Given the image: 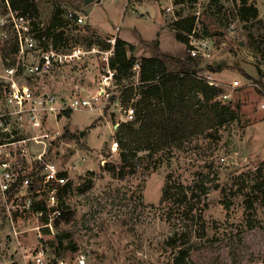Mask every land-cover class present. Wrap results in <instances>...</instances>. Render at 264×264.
Masks as SVG:
<instances>
[{
    "label": "rangeland",
    "instance_id": "374dc122",
    "mask_svg": "<svg viewBox=\"0 0 264 264\" xmlns=\"http://www.w3.org/2000/svg\"><path fill=\"white\" fill-rule=\"evenodd\" d=\"M32 1L35 8L27 16L36 37L42 34L56 43V34H60L63 51L81 47L83 53L76 61L56 65L37 78L28 76L22 67L17 80L42 92L64 96L65 105L75 97L97 95L103 75L98 45L112 44L120 28L131 41L138 39L136 29L128 25L129 15L134 16L140 31L149 23L163 26L162 16L124 10L123 0H96L84 9L82 2L75 4L74 0ZM139 1L161 4L170 24L180 16L201 11L198 33L215 46L212 59L191 58L188 45L165 26L163 46L166 53L184 60L183 65L168 60L169 72L186 70L203 75L204 70L210 71L208 66L219 70L213 72L214 77L226 86L223 92L227 97L219 96L209 106L220 114V120L204 134L175 146L156 147L152 153L139 151L134 159L135 171L124 168L122 173H114L100 162L104 156L108 163L119 164V151L109 152L120 129L115 131L113 124L118 120L125 123L118 107L94 101L91 110L71 111L69 117L60 113L51 129L79 138L57 141L49 148L46 160L54 161L70 176L64 185H69L67 192L61 191L63 186L56 190L58 199L66 201L70 215L55 221L53 229H45L41 227L42 217L27 207L25 197L17 202L14 226L0 211V264H35L34 256L40 250L44 264H177L178 249L168 244L172 237L185 250L182 264H264V188L257 187L264 182V0H250L259 9V16L247 22L238 19L233 0H198L195 4ZM167 6L173 11H167ZM68 9L85 15V23L70 21ZM3 19L8 20L0 8V76L5 75L7 62L1 49L16 39L10 21L1 25ZM104 24H110L112 30L101 33L99 25ZM21 26L26 22H20ZM36 43L38 50L43 47L39 40ZM135 55L155 57L159 51L155 44L139 45ZM38 58L37 51L31 52L25 63ZM237 79L249 85L231 88V82ZM134 81L129 77L124 86L129 88ZM8 90L9 84L0 77V115L9 110ZM137 98L133 94L130 100L134 103ZM38 133L26 122L20 136L28 138ZM31 145L41 151L40 146ZM31 170L40 173V165L29 163L26 171ZM168 174L173 185L182 183L195 195L187 203L190 211L176 209L175 198L161 203ZM33 180L34 191L42 182L38 175ZM203 186L206 195L200 193ZM42 197L32 195L31 199Z\"/></svg>",
    "mask_w": 264,
    "mask_h": 264
},
{
    "label": "built area",
    "instance_id": "2783aa9c",
    "mask_svg": "<svg viewBox=\"0 0 264 264\" xmlns=\"http://www.w3.org/2000/svg\"><path fill=\"white\" fill-rule=\"evenodd\" d=\"M0 8L5 11L8 18L6 22L10 21L19 45L18 62L14 66H6L5 75L0 76L9 84L6 96L9 110L0 115V211L5 215L10 226H14L13 216L19 207L18 200L22 197L27 198V207H31L33 210L31 196L42 194V201L46 204L48 211L41 227L53 229L55 221L66 219L63 211L58 208L59 200L56 190L58 186L66 185L70 176L68 172L59 170L54 161L46 160L49 148L57 141L64 140V132L51 129L50 125L57 124L58 115L65 110H91L94 101H103L105 105L117 106L119 112L125 116V123L135 119L136 108L133 106V100H130L127 104L125 103V80L121 81L111 67L114 55L113 48L106 51L99 50L101 52L103 75L97 95L91 98L75 97L70 100L68 105H65L64 96L60 94L42 92L35 85L20 83L17 77L22 67L28 76L37 78L42 74L50 73L56 65L76 61L81 57L83 49L78 47L66 52L61 49L62 43L56 44L52 39L43 35L36 37L33 24H30L31 19L27 16L30 13L24 15L21 11L13 9L10 0H0ZM132 8L134 9V6ZM166 10L173 11V7H167ZM200 14L201 11L197 10L190 15L195 16L196 24L194 29L187 34L188 53L191 58L209 61L214 57L215 46H212L210 39L199 36L198 21ZM67 16L70 21L78 25L85 23L86 20L85 15H81L73 9L67 10ZM224 17L229 18V14ZM6 22L3 19L1 25L4 27ZM20 22H26V26L20 27ZM231 28H234V24L231 25ZM3 34L6 36L4 32ZM37 40L43 44V47L39 50ZM110 42L114 44L115 39ZM36 51L39 58L26 64V56ZM139 69V64H137L134 67V74L131 76L132 79H136L133 85L139 84ZM196 76L211 87L226 90V86L216 80L211 72L204 71L203 75ZM230 87L238 89L243 87V84L237 79L231 82ZM220 97L226 98L227 94L223 92ZM26 122L35 132L39 133L32 137L22 138L20 135L23 134ZM121 124L119 120L113 124L115 131ZM32 143L40 146L41 151H35L31 145ZM109 148L111 153L119 151L120 146L117 139L114 138ZM29 163L39 164L40 173L34 174L33 170L27 172L26 168ZM106 163V157L102 156L100 164L105 167ZM35 175L40 177L42 184L38 188L36 186L33 191V178ZM29 189L32 190L28 192ZM36 214L43 217L44 211L36 212ZM17 234L15 232V235ZM34 259L35 264H44L43 251L40 250L34 256Z\"/></svg>",
    "mask_w": 264,
    "mask_h": 264
},
{
    "label": "trees",
    "instance_id": "16d2710c",
    "mask_svg": "<svg viewBox=\"0 0 264 264\" xmlns=\"http://www.w3.org/2000/svg\"><path fill=\"white\" fill-rule=\"evenodd\" d=\"M176 1L184 4H195L198 0ZM10 2L13 9L21 11L24 15L31 13L35 8L32 0H10ZM233 2L235 7L237 5L236 12L242 22L258 18L259 9L256 5L250 3V0H233ZM195 24V16H180L173 21L171 27L175 30L177 39L188 45L187 34L194 29ZM38 35V37L42 36V34ZM59 35L56 34V44L61 41ZM155 46L159 51L158 56L138 59L133 55L135 46L119 37L115 38L114 44H108L102 48L98 45L99 50L103 51L113 48L114 55L111 67L121 81L128 79L134 74V67L137 64L140 67L139 84H132L129 88H126L125 93L126 104L130 101L133 94L138 96L133 103L136 108V116L133 121L122 123L116 133V139L120 146V159L118 165L107 162L105 169L111 172L116 173L119 171L122 173L124 168L135 171L137 164L134 159L137 152L152 153L156 147L175 146L191 137L204 134L220 120L218 118L220 114L214 112L209 103L219 97L223 90L207 85L193 72L186 70L169 72L166 61L173 60L183 65L184 60L164 55L159 50L156 42ZM1 51L3 60L7 61L5 65L7 67L14 66L19 52L17 39L8 46L5 45ZM208 67L212 72L219 71L210 66ZM243 75L248 79L252 78L247 73H243ZM63 113L69 117L71 110H65ZM75 138H79V135L76 136L67 131L64 133V139L74 140ZM171 180L172 175L168 174L163 188L161 203H166L170 198H175L176 209L187 210V203L195 195H191L187 186L182 183L173 185ZM257 187L264 188V182L257 184ZM68 188L69 185L63 186L61 191L66 193ZM200 193L201 195H206L207 188L204 186L200 187ZM32 208L34 212L44 211L42 221H45V214L48 211L46 204L42 200H34ZM58 208L63 211L64 217L70 215L69 207L65 200H59ZM188 210L190 211V208ZM168 244L174 249H178L175 262L182 264L181 261L184 259L185 253L184 248H181V245L174 237L168 240Z\"/></svg>",
    "mask_w": 264,
    "mask_h": 264
},
{
    "label": "crops",
    "instance_id": "0c3cea01",
    "mask_svg": "<svg viewBox=\"0 0 264 264\" xmlns=\"http://www.w3.org/2000/svg\"><path fill=\"white\" fill-rule=\"evenodd\" d=\"M74 2H75V4H79L80 2H82V4H81L82 9H84L83 7H87L89 4H92V2L89 3V4H85L84 3L85 2L84 0H74ZM95 2H96V0L93 3H95ZM98 2H100V0H98ZM151 2L152 1L123 0V5L122 6H123L124 10L126 8L127 9L129 8L132 12H140V10H142V11H145V12H150V13L152 12L154 14L159 15L160 17L162 16L163 19L162 20H161V18H159V19H160L161 23H163V26H161V25L156 26L153 23H149V24H145L144 25V30L142 28V31H140L137 28V26H136V20H135L134 16L129 15V17H128V25H129V27H134L136 29V31L139 34L138 35L139 36L138 39H136V40L134 39L133 41H131V39H128L129 37H127V36L124 35L125 32H123L121 28L118 31V33H116V35L119 38L123 39L124 41L128 42L129 44H132V45L135 46V52L133 53V55L136 58H138V59H141L142 58V57L140 58V57H138V56L135 55V53L138 51V46L139 45L145 46V45H148V44L149 45H153V44H155V42L158 44L159 50L161 51L162 54L167 55V56H171V57H174L175 58L174 55L169 54V53H166L165 52V49H164V46H163V43H164L165 39L167 38V36L162 33V29L164 28V26L167 27V28H171L172 29L171 24L167 21L166 18H164L166 16L161 11V7L159 6L161 4L151 3ZM132 6H134V9L132 8ZM167 7H171V6H167ZM89 13H91V10L87 13L88 14V17L87 18H89ZM124 18L127 19L126 14L124 15ZM96 27H98V26L96 25ZM99 29H100L101 33H104V32L108 33V31L110 29L112 30L110 24L99 25ZM172 31L175 33V37H176L175 30L172 29ZM122 32H123V34H122ZM146 57H154V56H146ZM179 59L183 60L182 57H180ZM168 62L169 61H166L167 67H169V63ZM172 62H175V61H172ZM204 71H208V70H204ZM208 72H210V71H208ZM211 73L214 74L213 72H211ZM248 83L249 82H246V84L245 83H242L243 84V87L246 86V85H248Z\"/></svg>",
    "mask_w": 264,
    "mask_h": 264
},
{
    "label": "water",
    "instance_id": "95a60500",
    "mask_svg": "<svg viewBox=\"0 0 264 264\" xmlns=\"http://www.w3.org/2000/svg\"><path fill=\"white\" fill-rule=\"evenodd\" d=\"M85 2V4H89V3H91V2H94L95 0H84Z\"/></svg>",
    "mask_w": 264,
    "mask_h": 264
}]
</instances>
